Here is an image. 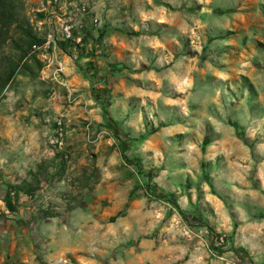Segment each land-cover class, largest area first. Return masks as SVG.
<instances>
[{"label": "rangeland", "instance_id": "rangeland-1", "mask_svg": "<svg viewBox=\"0 0 264 264\" xmlns=\"http://www.w3.org/2000/svg\"><path fill=\"white\" fill-rule=\"evenodd\" d=\"M11 1L39 37L47 0ZM80 2L76 31L90 35L71 61L88 75L84 96L29 61L0 98V264H264V0ZM10 34L5 51L14 54L18 29ZM111 63L121 70L107 72ZM58 118L62 152L49 142ZM89 122L111 138L88 141ZM152 128L141 153L139 136ZM9 185L14 211L2 200ZM210 232L216 249L240 251L215 253Z\"/></svg>", "mask_w": 264, "mask_h": 264}, {"label": "trees", "instance_id": "trees-1", "mask_svg": "<svg viewBox=\"0 0 264 264\" xmlns=\"http://www.w3.org/2000/svg\"><path fill=\"white\" fill-rule=\"evenodd\" d=\"M163 5L168 6L167 4H163ZM12 27L18 29V35H19L16 40H12V47L15 48L16 54L8 53L5 51L6 44L8 40L11 39L10 30ZM83 31H84V35L82 37V42L86 43L88 39L87 37L90 35V30L88 28H85ZM105 32H106L105 29H99L98 35L94 39L93 43L95 44L96 42H100L104 37ZM40 41L41 39L37 37L31 30H29L28 28L24 27L23 25L17 22V12L14 8L12 1L0 0V98L3 95L4 89L14 79L15 75L19 73L20 67L22 68V71L24 70L27 71V69L29 68V61H32L36 65L37 69L42 68L43 64L37 59L34 53L30 52L31 45L33 43H39ZM65 44L67 43H62L61 46H65ZM80 54L81 53L77 54L78 57H81ZM115 69L116 71L121 70V68H117L115 64L112 63L107 64V72H114ZM84 77L88 78V75L85 74ZM101 82H104V78ZM90 85H91L90 89L91 92L93 93V97L101 108L103 122L105 123L106 126H108L111 130H113L115 137L119 140V143L123 146L125 141L120 137V135L116 131L117 130L115 127L116 120L108 115V110L103 102V99L98 93H96L93 80H90ZM228 123L234 128L237 137L240 140L245 141L244 134L241 132L239 124L236 122H228ZM155 131L156 128H152L151 130L147 131V133L140 135L139 136L140 141H144L145 139H147L149 135L153 134ZM207 143H208V139L206 137L203 138L202 149L205 148ZM123 159L126 162H132L126 156H123ZM135 167L137 169L136 170L137 174L139 175L144 185L147 186V188H149L152 191L153 195H157L158 194L157 187L155 186V184L151 183L150 176L146 172L142 171L140 167V162L137 160L135 162ZM209 185L210 187H212V184ZM11 187L14 188V186L11 185L7 186V189L5 190L2 200L8 210L14 211L15 205L11 193L13 192V194L16 195L17 192H15V190H11ZM211 190L213 194H216V192L212 188ZM158 197H167L168 201L178 209L179 214L184 216L182 210L179 208L178 204L176 203L173 194H163V196H158ZM120 215H122V212H119L116 215L110 217V221H114L115 218ZM232 232L234 233V229L232 230ZM208 237H209L208 239H209L210 249H212L217 254H221L226 250H232L236 253L240 251L237 248H234L233 246H231L228 249L227 248L216 249L214 246H212V242L214 240V234L210 232L208 234Z\"/></svg>", "mask_w": 264, "mask_h": 264}, {"label": "built area", "instance_id": "built-area-1", "mask_svg": "<svg viewBox=\"0 0 264 264\" xmlns=\"http://www.w3.org/2000/svg\"><path fill=\"white\" fill-rule=\"evenodd\" d=\"M62 4V6H61ZM65 11L61 14L60 10ZM45 17L43 21V30L38 34L41 41L31 45V53H34L37 59L46 65L49 69V76L58 84L64 85L62 76L64 74V62L62 60L63 50L62 43L72 44L71 60L76 59V46L82 45V35L77 33V19L83 16L85 6L80 0H47ZM96 21V20H95ZM81 27V25H79ZM40 30V28H38ZM72 93H69L68 101H72ZM86 139L90 142L99 140L107 136L111 138L112 132L107 128H100L97 131H92L90 122L86 126ZM64 125L61 119H55L53 136L49 142L57 152H62L64 148Z\"/></svg>", "mask_w": 264, "mask_h": 264}, {"label": "crops", "instance_id": "crops-1", "mask_svg": "<svg viewBox=\"0 0 264 264\" xmlns=\"http://www.w3.org/2000/svg\"><path fill=\"white\" fill-rule=\"evenodd\" d=\"M62 60L64 62V65H65V68H64V74L62 76V81H63V86H66L68 89H72V90H78V91H81L79 93V95H83L85 94V87H86V84H85V81H84V77L78 72V69L72 65V61H71V58L69 55L67 54H64L62 56ZM51 81L53 82H56L55 80H53L52 78H50ZM83 91V92H82ZM94 100L93 99H87L85 100V103L88 104V103H91L93 102ZM157 132L155 131L154 134H156ZM154 134H151L149 135L148 138H152L154 136ZM145 139L147 140V142H145V144L143 143V148H141V153H143L144 149H147L148 144L150 142V139ZM144 140V141H145ZM140 158H142V156H139ZM142 161V159L140 160ZM192 201V200H191ZM211 224L210 225H213V229L215 231H228L229 229V226H220L219 224L217 223H214V222H210Z\"/></svg>", "mask_w": 264, "mask_h": 264}]
</instances>
